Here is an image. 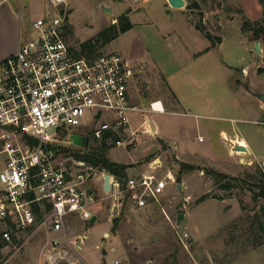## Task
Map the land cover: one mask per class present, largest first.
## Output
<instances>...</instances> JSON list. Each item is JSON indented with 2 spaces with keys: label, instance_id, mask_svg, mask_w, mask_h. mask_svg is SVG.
Masks as SVG:
<instances>
[{
  "label": "rangeland",
  "instance_id": "1",
  "mask_svg": "<svg viewBox=\"0 0 264 264\" xmlns=\"http://www.w3.org/2000/svg\"><path fill=\"white\" fill-rule=\"evenodd\" d=\"M124 1V6L145 7L140 0ZM194 1L198 8L186 9L192 16L191 21L195 24L200 22L208 32L223 38V47L217 50V59L224 64L225 73L206 72L204 76H216L217 81L209 83L214 85H209L208 80L201 83V87L205 85L206 89L215 91L216 97L202 105L200 98H205V94L197 91L201 87L193 84L185 86L184 82L181 84L178 72L170 78V85L180 102L178 105L161 84L138 82L135 92L144 99V104L148 106L153 100L160 101L167 112L151 113L142 109L132 113L129 116L130 129L138 128L142 115H146L171 141L164 142L152 135L151 129L144 132L145 127H141L134 136L133 145L127 146L125 150L113 147L107 152L110 160L130 166L126 171L127 177L130 174L135 176L138 171L148 172L149 175L154 167L156 178L171 174L174 182L168 186L165 196L158 205L150 204L139 209L132 203H124V198L117 204L113 198L104 196L100 192L99 182H96L99 201L92 209L96 220L92 224L88 222L84 229L87 240L78 257L67 252L63 258L47 260L42 253L44 235L36 233L20 250L13 246H1L0 241V264H112L114 261L120 264H264V210H260L262 199L252 201V194L246 189L222 191L205 172L211 169L240 178H246L247 175L256 177L260 175L258 170L264 174V105L259 101L262 107L259 110L252 104L253 98H250L249 102H243L244 109L234 108L233 96L226 82L220 80L224 75H231V82L240 81L241 73L234 69L247 66L245 82H249L251 88L264 90V49L261 46L263 51L258 53L254 51V44L249 49H241L236 44L240 38L234 34L233 25L222 28L219 33V19L228 18L236 12L232 0ZM99 2L107 0H72V11L68 18L75 28V37L72 35L65 41L73 52L78 49V43L94 36L107 24L108 18L116 14L117 9L112 15L104 13ZM150 3L151 11H162L159 2L150 0ZM261 4L263 8L264 0H261ZM143 19L145 16L138 14L137 19L133 20L141 22L139 20ZM35 20L29 15H21V38L26 40L33 36L32 23ZM115 23L118 27L116 20ZM9 39L10 36H4V46ZM123 43V37L116 39L109 46L101 47L99 52L109 53L116 45L123 46ZM239 60L242 62L238 64ZM140 97L131 102L139 105ZM245 107L250 112L247 118L253 124L237 122V118L246 116ZM254 112H257L256 118ZM220 128L226 130L227 141L222 140ZM233 137L250 140V156L230 152L228 141ZM124 139L127 140L128 136ZM180 164L196 169L186 171L180 168ZM177 184H180V190ZM255 193L259 191L255 190ZM203 195H206L204 201L197 205V199ZM178 213L186 217L176 227ZM116 218L118 220L113 230L112 221ZM81 229L80 222L69 220L67 230L70 235ZM183 234L186 237L183 238ZM63 250L67 251V248Z\"/></svg>",
  "mask_w": 264,
  "mask_h": 264
},
{
  "label": "built area",
  "instance_id": "2",
  "mask_svg": "<svg viewBox=\"0 0 264 264\" xmlns=\"http://www.w3.org/2000/svg\"><path fill=\"white\" fill-rule=\"evenodd\" d=\"M48 2L52 12L32 23L33 36L0 65V241L20 250L42 233L43 255L56 260L67 252L79 256L99 201L96 182L101 192L108 174L74 154L104 137L125 150L134 144L138 128L149 132L151 125L142 115L139 127L130 129V114L143 111L130 101L143 62L115 52L76 58L63 35L67 0ZM147 110L164 113L160 101ZM228 144L230 152L239 145L234 138ZM109 177L110 192L102 194L119 204L127 193L128 202L139 209L158 205L174 182L169 173L161 178L141 174L122 179V189L119 180ZM71 219L82 227L73 235L67 230Z\"/></svg>",
  "mask_w": 264,
  "mask_h": 264
},
{
  "label": "crops",
  "instance_id": "3",
  "mask_svg": "<svg viewBox=\"0 0 264 264\" xmlns=\"http://www.w3.org/2000/svg\"><path fill=\"white\" fill-rule=\"evenodd\" d=\"M156 1L159 2V6L163 7L162 11L160 10L157 13L151 11L150 0H140V3L145 5L142 9L131 8L129 5L124 6V0H107V2H99L98 4H100V8L101 6L111 8L110 15H112L114 13L113 11L117 9L116 14H113V16L108 18V22L105 26L115 24V19L125 12H127V17L132 25L128 31L119 34L115 40L108 44L109 46L111 43H114L116 39L124 38L123 46L116 45L115 49L110 52L118 53L129 60L136 58L142 61L144 66L137 78V83H142L143 81L144 83L156 82L161 84L164 86L168 96H170L173 102L178 105L180 102L170 85V78H173L176 75L175 73L178 72L180 83L182 84V82H184L185 86L193 84L201 87L203 85H201V83H205L207 80L208 84L212 81L216 82V76L212 78L206 77L203 74L211 71L213 73L218 71L225 73L224 64L221 60L217 59V50L219 48L222 49L223 38L216 34L220 37L221 43L211 47L210 42L197 29H195V23L191 21L192 16L186 10L185 0L182 8H171L168 5L167 0ZM232 3L235 5L236 12H232L233 14H230L228 18H224L223 20L219 19V22L217 23L219 33L222 31V28L233 25L234 34L240 38L236 44H238L241 49H245L246 47L249 49L255 41L251 40V34L249 32H243L241 30L242 18L249 23L254 24L263 19L264 7L262 8L261 6V0H232ZM67 9L69 17L72 11V0H67ZM51 12L52 8L48 0H0V47H2L0 50V65L6 57L15 52L18 45L23 43L22 41L25 42L31 37H27L26 40L25 38L20 37L19 21H21V15H29L31 19H40ZM138 14H143L145 19L139 20L141 22H135L133 19H137ZM68 24L71 27L72 35L75 37V28L69 22V18ZM5 35L10 36V39L8 44H5L4 46L3 39ZM256 41H258V47L260 49L259 53H261L264 49V40L260 39ZM241 62L242 61L239 60L238 64ZM239 69H241V71H239L241 73L240 81H236L235 83L234 81L231 82V75H224L223 78L220 79L221 81L226 82L227 85H225L228 86V90L233 96V107L238 110L244 109L245 105L243 102H249L250 98H253L252 104L260 110L262 107L260 106L259 100L255 98L252 93H264V90H261V88H251L252 86L250 83L245 82V78L247 77L246 72L248 70L247 66H241ZM135 86L130 89V101H134V99L140 97L138 92H135ZM205 87L206 86L204 85V88L201 87L197 90L200 93L205 94V98H200L202 99V105L208 102L210 103L212 98L216 97L215 91H212L211 88L206 89ZM212 92L214 93V96H212ZM153 101L149 102V104ZM139 102V105L135 102L132 103L136 104L141 109H148L149 105L147 106L144 104L145 101L143 98L140 97ZM245 109L246 116L243 113L244 115H242L245 117L237 118V122L253 124L247 118L250 115L248 107H245ZM164 112H167L165 108ZM254 114V117L256 118L257 112H254ZM146 118L154 128L152 135L157 136V138L164 142L171 141L165 133H161L160 128L157 127L151 117L148 118V116H146ZM219 134H221L222 140L226 139V130L220 128ZM234 139H236V141L241 139L245 143L250 151L245 154L250 156L251 148L248 144V141L250 140L246 137H238V139ZM3 166L4 157L0 156V169L3 168ZM155 173L156 169L153 168L151 174H154L155 176ZM141 174L148 175V172L143 173L138 171L135 176H131L130 174V177L128 178H135ZM168 188L169 187L165 189V193ZM1 227L2 226L0 225V228Z\"/></svg>",
  "mask_w": 264,
  "mask_h": 264
},
{
  "label": "trees",
  "instance_id": "4",
  "mask_svg": "<svg viewBox=\"0 0 264 264\" xmlns=\"http://www.w3.org/2000/svg\"><path fill=\"white\" fill-rule=\"evenodd\" d=\"M187 2L186 8L197 9L198 5L194 0H185ZM118 27L115 24H109L99 30L94 36L89 39L78 43V49L74 50V54L76 58L85 57L86 59H95L101 53L99 49L103 46H107L110 42H112L119 34H122L128 31L132 25L129 22L127 17V12L121 14L116 19ZM195 29H197L209 42L210 46L219 45L221 43V39L219 36L211 34L206 30V28L197 22L195 24ZM241 30L243 32H249L250 38L252 41L256 40H264V17L260 21L251 24L247 20L242 18ZM64 39H68L72 36V30L70 25L67 23L65 25L64 31ZM259 71V70H258ZM114 142V139H112ZM113 143L108 144L106 137H104L99 143L94 142L93 146L88 147L81 154L75 153V157L78 159L85 160L91 166L97 167L100 170H104L109 175L113 176L121 183V188L124 189V183L121 182L122 179L127 178V169L130 167L127 164H121L114 162L108 158L107 152L109 149L113 148ZM180 168L186 171H192L196 168L186 164H180ZM207 176L213 182L218 189L229 192L235 188L246 189L252 194V201H256L258 199H262L263 204L260 206V210H264V174L262 171H259L260 175H256V177H249L247 175L246 178L233 177L230 175H226L224 173L217 172L215 170L207 169L205 171ZM179 179L177 175L176 180ZM255 179V181H253ZM255 190H258L259 193L256 194ZM206 195L201 196L197 199L196 204L204 201ZM128 202V194L124 195V203ZM243 208V207H242ZM117 218L112 221L114 230L117 224ZM5 245L2 243L1 246Z\"/></svg>",
  "mask_w": 264,
  "mask_h": 264
},
{
  "label": "water",
  "instance_id": "5",
  "mask_svg": "<svg viewBox=\"0 0 264 264\" xmlns=\"http://www.w3.org/2000/svg\"><path fill=\"white\" fill-rule=\"evenodd\" d=\"M168 5L171 8H182L184 6V0H167ZM101 10L107 14L111 13V8L109 7H104L101 6ZM254 51L256 52H260V49L258 47V41L254 42ZM235 71L239 72L241 71V69H234ZM252 95L257 98L263 105H264V93H252ZM151 130L153 131L154 128L153 126H151ZM74 143L79 144L80 141L77 138H73ZM233 151L234 152H238V153H249V149L248 147H243L240 145H235L233 147ZM177 189L180 190V184H177ZM102 191L104 194H108L110 192V177L108 174H105L103 177V184H102ZM184 214L183 213H178L176 215V221H175V226L178 227L179 224L182 222V220L184 219ZM96 220V216L92 215V217L89 220V223L92 224L94 223Z\"/></svg>",
  "mask_w": 264,
  "mask_h": 264
},
{
  "label": "bare ground",
  "instance_id": "6",
  "mask_svg": "<svg viewBox=\"0 0 264 264\" xmlns=\"http://www.w3.org/2000/svg\"><path fill=\"white\" fill-rule=\"evenodd\" d=\"M237 142L239 143L240 146L246 147L245 143L241 139H238Z\"/></svg>",
  "mask_w": 264,
  "mask_h": 264
}]
</instances>
